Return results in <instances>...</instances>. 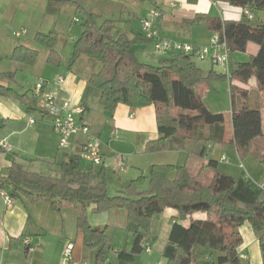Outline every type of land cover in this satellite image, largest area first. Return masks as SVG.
<instances>
[{
  "label": "trees",
  "instance_id": "1",
  "mask_svg": "<svg viewBox=\"0 0 264 264\" xmlns=\"http://www.w3.org/2000/svg\"><path fill=\"white\" fill-rule=\"evenodd\" d=\"M138 1L158 9L156 0ZM211 1L247 9L251 14L264 13V0ZM76 12L82 14L79 24L82 32L73 43L69 67L80 56L99 64V69L87 79V86L98 96L99 106L107 113H113L118 105L131 110L154 106L158 139L146 144V152L169 150L170 142L182 145L199 139L205 145H233L240 160L254 155L264 168L260 108L248 104L235 107L234 93L240 97L245 93L231 85V81L245 83L255 78L258 86L264 88V20H249L244 15L239 21L208 22L210 30L224 37L230 54L245 52L249 42L259 46L258 53L246 62L229 64L228 76H218L230 83L232 135L228 138L224 115L209 111L194 89L197 83L217 76L214 72L204 74L191 55L178 53L171 54L158 66L141 63L133 47L149 44L150 40L141 34L132 39L125 33L115 35L113 20L98 22L97 16L82 5H76ZM59 40V33L53 30L38 33L34 38L38 48L48 51L47 63L57 67L63 61L56 48ZM38 54L37 50L18 46L12 51L11 59L32 67ZM10 77V74L4 75L6 79ZM0 95L14 97L27 112L35 109L36 100L27 94L0 88ZM79 162L78 156H65L54 175H42L13 161L0 174V189L5 190L7 186L12 199L23 196L30 202H46L57 211L66 205L76 209V227L82 233L84 246L93 254V264H111L108 259L114 246L105 229L88 223L86 213L90 203L95 205L97 213L114 209L126 213L125 231L132 236V246L128 253L117 252V260L129 261L142 252L152 219L165 209H173L177 217L171 223L163 249L165 264H242L238 253L242 241L239 228L246 222L258 235L264 264V191L250 180L218 171L216 161L209 160L202 165L196 176L184 165H152L146 175L130 180L115 195L109 194L108 174L103 166L82 171ZM208 168L214 175L205 185L199 176ZM143 186L146 188L140 190ZM198 213L206 215V219L194 220L193 215ZM183 221H189V225L184 227Z\"/></svg>",
  "mask_w": 264,
  "mask_h": 264
},
{
  "label": "crops",
  "instance_id": "2",
  "mask_svg": "<svg viewBox=\"0 0 264 264\" xmlns=\"http://www.w3.org/2000/svg\"><path fill=\"white\" fill-rule=\"evenodd\" d=\"M52 1L55 9H49L52 7L51 0H0V88L3 90L8 88L12 90V93L19 95L27 94L36 100L35 109L27 112L25 107L14 97L0 95V141L4 142L8 148H0V174H4L5 169L13 161L21 163L26 169L37 173H40L42 165L58 168L62 159L68 155L78 156L80 162L84 161L80 159L79 152L86 139L85 135L79 133L72 136L69 140L68 150L66 152L59 151L58 136L52 129L51 119L39 110L37 99L33 94L34 86L38 80H44L46 88L51 89L54 88V82L58 76L64 79L60 89V100L84 107V114L76 121L80 125L88 126L90 133L99 139L103 155L101 166L107 170L108 183L112 182L116 185L115 192L122 190L130 180L148 172L152 165H184L192 176H196L200 167L209 160L217 162L218 171H220V161L224 165L230 164V159L226 156L225 145H205L199 139L189 140L182 145L170 142L169 150L146 152V144L158 139L154 106L131 110L127 106L118 105L111 114L102 112L98 96L90 92L87 86L89 76L99 69L97 62L86 56H80L72 67H69V61L66 67L63 61L60 66H53L46 61L48 51L38 48L34 41L35 35L38 33H47L53 30L59 35L62 34L66 30V26L57 22L55 14L62 11H73L76 14L77 4L97 16L98 22L107 19L113 20L115 22L113 33L115 35L125 33L132 39L134 35L141 34L139 21L153 10L151 5L139 4L141 2L138 0ZM156 6L161 12L156 23L160 36L197 47L209 46L210 40L215 34L208 27L209 21H239L244 16L242 8L211 0H156ZM138 10H140L139 17L135 20L134 17ZM73 19H77L80 23V19L75 17ZM256 19L264 20V13H252L251 20ZM22 30L25 31V34L19 37L14 35L15 32ZM79 32H82V29ZM77 37L79 36L76 34H70L67 37L60 35L56 47L58 52L62 54L68 43L72 49ZM146 45L149 44L135 45L133 47L135 55L143 63L154 62L147 54ZM150 45L152 50V44L150 43ZM18 46L38 51V58L34 66L26 67L11 59L12 51ZM42 51L44 56L41 58ZM258 51L259 46L249 42L245 52L230 54L229 64L246 62ZM171 54L173 53L161 54V58L156 61L158 64L153 65H160L162 61L170 58ZM193 60L204 74L214 72L217 75L194 86L197 97L209 110L210 107L206 100L211 94L212 83L217 79H222L218 76L224 75V70L209 59ZM63 67H65L64 70ZM38 68L42 69L40 73L36 72ZM33 71L34 74L37 73V78L32 85H29L27 75L28 73L33 74ZM5 74H10V79L4 78ZM231 85L238 89V92L245 93L241 97L237 92L234 93L235 107L240 108L248 104L260 108L264 135V88L258 86L255 78H251L245 83L231 81ZM226 91L229 95V109H217L212 113L224 115L225 131L227 137L230 138L232 135V111L229 88ZM31 120L33 122H30ZM228 146L236 155L235 147ZM222 157H225L227 162L223 161ZM122 163L124 168L121 169ZM87 164L90 167L85 169L80 167V169L88 171L91 168L96 170L101 167ZM238 168L244 169L243 163L238 165ZM244 171H240V177L244 180L247 178L257 180L248 173L245 175ZM220 172L238 178L234 174ZM213 175L212 169H205L199 176V180L202 184L207 185ZM261 178L263 179L264 175ZM145 188L146 186H143L140 190ZM4 189H0V192L5 191L9 195L8 187L4 186ZM11 200V204H6L0 195V264H67L62 253L68 243L73 246L72 258L74 260L94 261L92 252L84 246L82 233L76 227L78 212L72 206L66 205L57 211L49 203L30 202L23 196L11 198ZM123 211L114 209L97 213L95 205L90 203L87 206L86 217L92 227L105 229L106 233L111 227L115 228L121 224L125 231L126 213ZM176 217L177 212L173 209H165L161 214L155 216L150 227L152 232L144 240L149 243L150 251L143 250L129 261L117 260L116 254L121 250L130 252L132 241H126L122 246L114 239L115 235L107 233L114 246V252L110 254L108 260L111 264H165L162 253L171 223ZM193 219L205 220L206 215L194 214ZM182 224L187 227L189 221H183ZM239 233L242 240L238 247L241 263L262 264L258 235L250 224L247 222L242 224ZM25 240L29 241L28 246L25 245Z\"/></svg>",
  "mask_w": 264,
  "mask_h": 264
},
{
  "label": "built area",
  "instance_id": "3",
  "mask_svg": "<svg viewBox=\"0 0 264 264\" xmlns=\"http://www.w3.org/2000/svg\"><path fill=\"white\" fill-rule=\"evenodd\" d=\"M174 6V4H171ZM243 14L247 19H252V14L243 9ZM161 16L159 9L151 10L144 18L139 21L141 35L150 40L152 44V50L156 54L166 53H178L184 55H191L196 60L209 59L217 66H220L224 70L226 76L229 75V63H230V50L226 40L223 36L215 33L210 40V44L207 47H197L190 44L180 43L163 38L159 34V30L156 26L158 19ZM74 23H78L77 19L73 20ZM25 34V31L15 32V36ZM64 82L61 76H58L54 82V88L47 89L46 82L42 79L38 80L34 86L33 94L37 99L39 110L49 116L51 119V126L53 131L58 136V150L66 152L69 148V140L76 134H84L86 139L81 146L79 157L92 166H101L103 164V155L101 153V143L98 138L90 133L88 126L80 125L77 123V118L84 114V107L81 105H71L68 101L60 100V89ZM30 122H33L31 120ZM0 148L8 149L4 142L0 141ZM227 162L225 157L221 158ZM124 168L122 163L121 169ZM250 180L255 186L264 191V178L261 180ZM1 197L6 204H11L12 200L9 195L2 191ZM25 245L28 246L29 241L25 240ZM144 251H150V245L148 243L143 244ZM72 244L68 243L63 249V259L67 264H93L86 261H76L72 258Z\"/></svg>",
  "mask_w": 264,
  "mask_h": 264
},
{
  "label": "rangeland",
  "instance_id": "4",
  "mask_svg": "<svg viewBox=\"0 0 264 264\" xmlns=\"http://www.w3.org/2000/svg\"><path fill=\"white\" fill-rule=\"evenodd\" d=\"M136 1V0H135ZM142 4V3H139ZM51 6L49 9H55L54 6V2L51 0ZM136 16L134 17V19L136 20L139 16V12L140 10L136 11ZM81 13H77L75 14V12L73 11H62V12H57L55 14V18L57 19L58 23H63L66 26V30H64V32H62V37H67V35L70 34H76L78 36H80L79 32L81 30L80 27V23H74V19L78 18L81 20ZM117 16H119L117 14ZM110 17V16H109ZM108 18V17H107ZM79 32V33H78ZM70 43H68V45H66V47L64 48V50L62 51V57H63V62L65 63V67L68 64V61L73 53V47L72 49L70 48ZM147 54L149 55V57L151 59H153L154 62H145L146 64L150 63V64H154L157 65L158 63L156 62L159 58H161V55L159 54H155L153 53V51L151 50V45L149 43V45L145 46ZM44 56L43 51L41 52V58ZM141 62V59L139 60ZM96 62V61H94ZM143 63V62H141ZM197 64H199L198 62H196ZM98 64V63H96ZM99 67V64L97 65ZM65 67H63V70L65 69ZM40 71H42L41 68L36 69V72L40 73ZM95 72V71H94ZM31 73H28L27 75V80L29 81V85H32L35 81V79L37 78V73L34 74V71ZM216 82L212 83V87H211V94L208 96V99L206 100L208 105H209V111L214 112L217 109H229V95L227 93V89L229 88V81L227 80V78L222 77V79H217L215 80ZM219 81H223L222 83H220ZM104 112V111H102ZM97 117H99V115H97ZM225 152H226V156L230 159V164L229 165H224V163L222 161H220V171H224L226 173H230V174H234L236 175V177H240V171H245L243 173H245V175H250L252 177H255V179H257L258 181L261 180V176L264 175V168L263 165L261 163V161L258 159V157L254 156V155H248L243 157V159H239L238 156H236L234 154V151H232V149L228 146L225 145ZM168 163V162H167ZM241 163H243L244 165V169L242 168H238V165H240ZM80 167L82 169L88 168L90 167V165H88L86 162L81 161L80 162ZM58 168H50L47 165H42V168L40 170V173L42 175H54L55 171H57ZM248 173V174H247ZM144 174H147V172H144ZM261 178V179H260ZM108 190H109V194L110 195H115L116 194V185L112 182L108 183ZM117 212V211H116ZM124 212V211H123ZM201 214V213H198ZM118 218V216H117ZM123 223V222H122ZM150 232H152V229H150V231L148 232L147 236L150 234ZM108 235L109 234H113L115 235V240L118 241L119 243H121V245L123 243H125L126 241H132V236L130 234H128L126 231H124V228H122V224L121 226H116L115 228L111 227L110 229L107 230ZM106 233V234H107ZM147 238V237H146ZM124 245V244H123ZM122 245V246H123Z\"/></svg>",
  "mask_w": 264,
  "mask_h": 264
}]
</instances>
